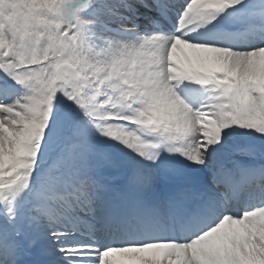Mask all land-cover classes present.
Here are the masks:
<instances>
[{
    "label": "snow or ice",
    "instance_id": "obj_1",
    "mask_svg": "<svg viewBox=\"0 0 264 264\" xmlns=\"http://www.w3.org/2000/svg\"><path fill=\"white\" fill-rule=\"evenodd\" d=\"M0 264H264V0H0Z\"/></svg>",
    "mask_w": 264,
    "mask_h": 264
}]
</instances>
